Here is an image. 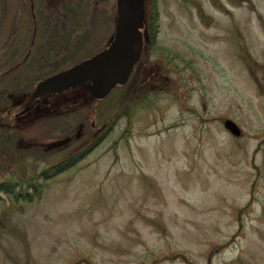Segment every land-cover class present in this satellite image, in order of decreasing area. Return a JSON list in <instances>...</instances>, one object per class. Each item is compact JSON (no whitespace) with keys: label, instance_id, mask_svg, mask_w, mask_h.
Returning a JSON list of instances; mask_svg holds the SVG:
<instances>
[{"label":"rangeland","instance_id":"obj_1","mask_svg":"<svg viewBox=\"0 0 264 264\" xmlns=\"http://www.w3.org/2000/svg\"><path fill=\"white\" fill-rule=\"evenodd\" d=\"M69 2L30 12L29 0H0V44L37 20L71 39L60 68L107 46L115 0L84 1L81 19ZM153 4L158 29L141 63L160 71L143 90L151 104L118 116L113 89L95 113L112 129L87 158L37 176L31 201L0 192V264H264V0H146V14ZM55 117L30 118L0 144V182L41 142L73 135Z\"/></svg>","mask_w":264,"mask_h":264},{"label":"flooded vegetation","instance_id":"obj_2","mask_svg":"<svg viewBox=\"0 0 264 264\" xmlns=\"http://www.w3.org/2000/svg\"><path fill=\"white\" fill-rule=\"evenodd\" d=\"M32 7L29 4L30 12ZM27 23L28 26L23 28L25 36H17L15 32L17 28L11 27L9 35L4 39L5 42L0 44V134L3 142L15 137L19 139L20 135L17 131L19 126L27 123L30 118L42 120L54 112L57 116L54 119L64 124L61 129L72 132L73 135L64 134L57 140L41 142L37 145L41 150L30 153L28 162L21 163L20 167H23L26 172L33 170L62 172L73 168L87 158L107 136L112 126L104 122L97 127L96 121H99L100 116L95 117L98 100L87 92L84 84L59 93H48L41 97L31 96L32 90L41 79L69 68L80 60L60 68L59 58L64 53L62 51H67L71 39L47 36L51 27L49 21L34 20ZM143 33L144 41L140 59L132 68L127 81L121 85L124 99L122 103L127 113L126 116H122L124 118L140 106L143 90L147 84L151 82V85L158 86L159 83L160 71L157 66L151 65L153 72L151 76L145 74L146 69L142 68V55L146 49H149L151 40L145 29ZM32 74L38 77L33 83L30 80ZM131 91H135L137 96L136 104L132 106L130 104L133 101L128 97ZM85 98L88 99L89 109L84 114L82 110ZM144 100L148 105L151 104V95H145ZM72 114H77L73 120L70 118ZM78 114L82 115L79 117ZM74 124H76L75 128L72 126ZM13 148L18 147L14 145ZM30 150L24 151L30 152ZM26 156L27 154L23 155V157ZM49 158L53 160L50 164L47 163ZM36 160L40 162L39 165L35 164Z\"/></svg>","mask_w":264,"mask_h":264},{"label":"water","instance_id":"obj_3","mask_svg":"<svg viewBox=\"0 0 264 264\" xmlns=\"http://www.w3.org/2000/svg\"><path fill=\"white\" fill-rule=\"evenodd\" d=\"M145 1L115 0L114 33L108 45L71 67L41 79L31 96L59 93L84 84L92 97L102 99L115 86L124 84L141 55ZM223 125L232 135H240V128L231 119H225Z\"/></svg>","mask_w":264,"mask_h":264},{"label":"trees","instance_id":"obj_4","mask_svg":"<svg viewBox=\"0 0 264 264\" xmlns=\"http://www.w3.org/2000/svg\"><path fill=\"white\" fill-rule=\"evenodd\" d=\"M31 3L33 5H38L40 4L43 0H34L35 4L33 2V0H30ZM38 1V2H37ZM87 1V0H71V2H69V4L71 5V8H69V14H72L74 16L78 15V19H81V8L83 5V2ZM66 5H68L66 3ZM74 9V10H72ZM39 12V11H38ZM37 10H34L35 15L38 13ZM65 19V18H64ZM158 11L156 9L155 4H153L150 7V11L147 12L146 16H145V28H147V32H148V36L150 37V45H152L154 43L155 37H156V32L158 29ZM118 91H120V95L122 96V87L121 86H117L116 88ZM145 95H143V98L141 99L140 104H145ZM122 102H124V99L122 97L121 100H119ZM136 104V101L135 103ZM118 116H122V115H127L126 110L123 108H121V111L117 113ZM3 139L1 137L0 134V143L2 144ZM21 171L20 173H16V175H13V177L10 178H6L4 181L0 182V190L5 192L6 194L12 196L13 199H19L22 198L24 200L27 201H31L33 199V196H35V194L38 193V189L40 188V184L36 181V177L37 176H46L47 173L49 172V170L47 171H43V172H37V171H32V173H28L25 171V169L23 167L20 168ZM26 181H30V183H26ZM33 188V190H31L30 192L28 191V189ZM38 195V194H37Z\"/></svg>","mask_w":264,"mask_h":264}]
</instances>
